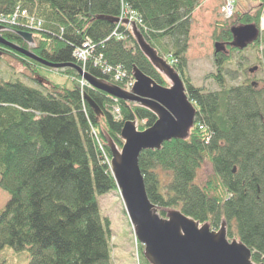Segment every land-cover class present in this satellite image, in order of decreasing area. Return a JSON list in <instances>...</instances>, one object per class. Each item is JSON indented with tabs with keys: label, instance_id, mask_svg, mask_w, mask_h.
I'll return each mask as SVG.
<instances>
[{
	"label": "trees",
	"instance_id": "16d2710c",
	"mask_svg": "<svg viewBox=\"0 0 264 264\" xmlns=\"http://www.w3.org/2000/svg\"><path fill=\"white\" fill-rule=\"evenodd\" d=\"M197 5L198 0H0V14L18 7L42 20L32 51L47 63L80 65L74 51L89 39L96 46L95 55L100 52L109 64L121 65L127 75L136 66L165 85L125 26L96 18L118 17L123 7L135 12L150 46L176 59L173 67L196 106L186 140L172 139L159 150L140 153L138 166L148 199L160 208V216L175 208L211 228L225 219L227 237L237 235L251 250L252 260L264 263V85L258 89L245 81L226 86L224 64L231 60L223 52H214L217 71L211 75L219 90L206 92L185 79L191 15ZM261 14V8L243 13L238 22L259 27ZM231 27L214 32L212 39L233 52L238 49L230 45ZM114 30L123 38L111 36ZM1 38L27 47L14 33L5 32ZM253 44L264 45V31ZM7 52L30 69L49 68ZM261 63L264 69V54ZM84 69L107 79L91 59ZM60 71L79 78L71 67ZM42 88L18 80L0 82V189L9 196L0 210V251L26 250L27 264H112L109 221L101 216L97 199L116 190L104 134L120 147L124 121L146 120L147 127L155 116L118 101L121 119L116 120L107 94L81 89L76 81L70 88L57 84ZM205 161L210 162L213 177L200 186L195 179ZM158 170L170 174L165 184ZM141 249L140 263L148 264Z\"/></svg>",
	"mask_w": 264,
	"mask_h": 264
},
{
	"label": "water",
	"instance_id": "95a60500",
	"mask_svg": "<svg viewBox=\"0 0 264 264\" xmlns=\"http://www.w3.org/2000/svg\"><path fill=\"white\" fill-rule=\"evenodd\" d=\"M96 18L127 26L138 50L163 77L168 86L156 83L152 78L132 66L134 79L130 91L104 78H97L83 71L77 64H50L33 51L2 40L8 47L24 57L50 68H73L95 90L144 108L155 116L152 125L144 130L137 127L136 118L126 120L120 130L122 145L119 148L104 134V143L110 152V171L123 201L128 219L133 226L136 240L143 246L142 256L148 264H264L252 260V252L237 237H227V223L221 220L217 229L208 222H199L179 209L170 208L160 216L159 207L147 197L138 157L144 150H159L162 143L172 139L186 140L194 126L195 104L188 98L185 85L174 67L170 66L145 40L133 21L99 15ZM6 28L0 26V32ZM231 46L241 50L255 42L259 29L252 23L232 26ZM28 46L35 45L32 34L17 31ZM214 52H226L225 45L214 43ZM257 66L249 68L254 72ZM256 85L255 82H253ZM89 106L99 115L100 110L85 96Z\"/></svg>",
	"mask_w": 264,
	"mask_h": 264
},
{
	"label": "rangeland",
	"instance_id": "374dc122",
	"mask_svg": "<svg viewBox=\"0 0 264 264\" xmlns=\"http://www.w3.org/2000/svg\"><path fill=\"white\" fill-rule=\"evenodd\" d=\"M227 3L231 4L230 7L226 6ZM258 8L262 9V14L259 20V28L262 32L264 31V0H198V5L191 15L188 48L185 53L186 65L184 77L189 80L191 85L201 88L206 92L219 90L218 84L213 76H211L217 71L214 61L213 33H218L221 29H226L231 26L241 25V23L238 22V17L246 12L254 14ZM14 11L9 14H13ZM9 14H3L6 18L3 19L9 20ZM132 20L137 22L136 19ZM13 44L16 45V43ZM263 51L264 45H260L257 48L254 47V44H250L246 48L238 51L230 52L227 49L226 52H223L225 55H228L231 60H229L230 62L224 64L225 85L235 86L245 81H249L257 82L256 87L258 89H262L264 85V69L261 63L264 54ZM161 53L162 55H167L164 52ZM88 61V58L85 62L76 60V62L81 63L80 65H77L80 66L83 71H86L84 66ZM91 62L95 66L100 65L96 61ZM254 66H257V69L250 73L248 69ZM100 70L102 72L101 68ZM102 74H104V72H102ZM231 75L232 77L235 76L236 79H230ZM17 80L28 87H43L42 89L46 90H50L51 87L56 84L70 88L74 82L69 76L63 74V72L59 69L50 67L30 69V67L25 65V63L15 55L11 54V52L1 51L0 82ZM80 80L89 84L82 77H80ZM118 86L125 91H129L127 87ZM163 86H168V84L165 82V85ZM117 101L120 100L114 98V102ZM112 105L113 104H111L110 109ZM111 111L112 110H110V112ZM136 120L139 131L149 127L145 126L146 120ZM140 125L143 127L140 128ZM107 161L110 167V158L107 159ZM158 172L162 184H165L170 179V174L159 170ZM212 177V166L209 161H205L197 172L195 182L196 184L203 186L207 180ZM8 199V194L0 189V210L5 206ZM97 199L101 216L109 221V229L111 231L109 245L112 264H141L138 253L139 246H141L142 249L143 246L135 238L133 226L128 219V215L125 211V207L117 187L116 190L100 195ZM168 209H165L164 213ZM232 229V231H234V228ZM233 237H237V235ZM28 261L29 256L26 250L14 251L10 247H4L0 251V264H27Z\"/></svg>",
	"mask_w": 264,
	"mask_h": 264
},
{
	"label": "built area",
	"instance_id": "2783aa9c",
	"mask_svg": "<svg viewBox=\"0 0 264 264\" xmlns=\"http://www.w3.org/2000/svg\"><path fill=\"white\" fill-rule=\"evenodd\" d=\"M231 4L227 3V7H230ZM13 16V17H12ZM15 16V18H14ZM121 17H127L128 19H136L138 23H141L140 18L136 15L135 12L132 10L127 9V7H123L121 9ZM25 17V21H21V25L26 28H39L40 27V21L35 20L33 17H27V14L25 11H19L15 10L13 14H10L9 20L6 19L2 14H0V23H10L15 24L19 23V18ZM4 18V19H3ZM11 19V20H10ZM95 51V45L91 43V41L86 40L79 48H77L74 51V58L76 60L85 62V60L88 58L93 57V53ZM93 61H96L99 65V67L102 69L105 75H108L109 78L114 82H123L124 81V87L130 88L132 85V80L126 78L125 71L120 66H110L102 61V56L94 57ZM174 62V61H171ZM115 112H118V109L115 108Z\"/></svg>",
	"mask_w": 264,
	"mask_h": 264
},
{
	"label": "flooded vegetation",
	"instance_id": "af4514ba",
	"mask_svg": "<svg viewBox=\"0 0 264 264\" xmlns=\"http://www.w3.org/2000/svg\"><path fill=\"white\" fill-rule=\"evenodd\" d=\"M5 32H11V31H5ZM5 32H2L1 35L4 34ZM11 33H13V32H11ZM14 35H16V34H14ZM16 37H18V36H16ZM1 51H9V49L6 46L0 45V52Z\"/></svg>",
	"mask_w": 264,
	"mask_h": 264
},
{
	"label": "bare ground",
	"instance_id": "6f19581e",
	"mask_svg": "<svg viewBox=\"0 0 264 264\" xmlns=\"http://www.w3.org/2000/svg\"><path fill=\"white\" fill-rule=\"evenodd\" d=\"M94 54V53H93Z\"/></svg>",
	"mask_w": 264,
	"mask_h": 264
}]
</instances>
